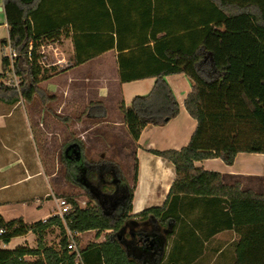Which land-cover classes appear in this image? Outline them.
I'll use <instances>...</instances> for the list:
<instances>
[{
    "label": "trees",
    "instance_id": "16d2710c",
    "mask_svg": "<svg viewBox=\"0 0 264 264\" xmlns=\"http://www.w3.org/2000/svg\"><path fill=\"white\" fill-rule=\"evenodd\" d=\"M3 1L9 37L1 41V46L4 50L10 44L16 53L14 73L21 82L20 91L1 83L11 70L10 60L3 57L1 103L14 105L21 98L31 102L36 95L43 103L55 99L39 88V84L46 79V70L40 65V51L45 43L58 40L71 26L73 66L82 65L116 48L119 51L121 83L156 78L150 94L135 97L124 110L125 125L135 142L145 127L165 126L179 114V103L165 80L170 75L184 74L191 81L192 91L185 100V108L197 121V129L190 143L181 151H151L173 164L176 170V179L162 207L132 215L138 182L136 164L134 184L131 188H121L123 200L113 212H106L100 204L82 209L73 197L66 198L71 210L65 220L71 231L79 234L96 231L97 236L106 231L112 232L104 243H91L81 250V261L77 262L76 255L68 249L69 241L59 217L53 216L32 225L25 224L21 219L5 222L0 217V230H4L0 243L8 245L14 238L28 233L37 238L35 249L27 246L14 250L0 249V264H152L132 258L124 245L125 236L122 235L121 241L118 239L133 218L153 220L163 228L171 226L168 238L176 235L168 258L154 264H182V260L190 264L195 257L188 255L195 248L196 241L184 239L181 232L189 231L193 235L196 230L201 231L199 225L189 219L190 212L197 207L211 209L214 206L219 209L223 219L214 235L233 226L241 233L247 227L248 242L242 239L239 249L248 248L253 252L263 247L264 197L242 192L240 184L226 186L219 173L204 171L195 163L218 158L231 166L238 154H264V100L256 102L246 93L241 82L229 80L230 66H218L210 58L205 45L213 24L243 15L253 16L256 26L263 30L257 68L264 79V0H155L156 19L155 26L150 20V37L146 35L142 41L130 43L122 39L117 29L119 22L121 24L117 10L119 0ZM149 3V14L153 17L154 0H149ZM70 6H74V17L68 14ZM149 14L146 10L142 18H147ZM144 58H149V62ZM106 115L107 109L103 104L92 103L89 106V117L105 118ZM90 166L89 179L92 181L106 170L121 178L119 167L113 162ZM66 177L75 183L69 172ZM121 182H125L123 177ZM53 227L61 230L58 247L49 246L45 240L47 232ZM142 239L147 241L148 246L163 244V239L156 232H142ZM77 243L79 245V238ZM184 248L190 249V253L182 259L179 255ZM238 254L236 264H264V257ZM27 257L32 260H27Z\"/></svg>",
    "mask_w": 264,
    "mask_h": 264
},
{
    "label": "crops",
    "instance_id": "0c3cea01",
    "mask_svg": "<svg viewBox=\"0 0 264 264\" xmlns=\"http://www.w3.org/2000/svg\"><path fill=\"white\" fill-rule=\"evenodd\" d=\"M133 2H137V4H133ZM155 6L154 0L152 17L149 14V0H119L117 10L121 24L119 22L117 29L119 33L121 32L124 41H127V43L139 42L146 35L150 37V20H153V26H155ZM73 8L74 6H70L68 10L69 16L72 17L75 13ZM146 10H148L149 16L142 18ZM243 17L244 22L242 23L240 18ZM247 17H250V19H247ZM253 20V16L243 15L217 22L212 25V31L205 44L207 51L210 53V58L218 66L228 64L230 66L228 79L241 82L245 86L248 95H250L249 90L253 82L258 86L260 85V90L262 89L261 86L264 85L262 83L264 79L257 68L263 30L255 24L261 34L254 35ZM72 36L73 30L69 26L64 35L48 46L51 47L56 58L54 66L60 67V73L51 80L63 78L67 80L66 85H60L52 90L51 94L57 100L53 103L54 109L51 110L56 116L73 118L68 124L71 130L84 128V141L88 139L100 144L102 141L108 140L105 144L102 143V148L107 146L113 148L118 145L121 146V150L124 152H129L126 150V146L129 147L130 155L128 157L134 161L135 165L138 164V182L132 202V215H138L147 209L162 207L166 203L170 189L176 179V170L173 164L152 154L151 151H181L190 143L197 129V121L191 117L185 108V100L192 91L191 81L184 74L165 77L179 103V114L165 126L145 127L139 140L135 142L125 125L124 110L131 105L135 97L150 94L156 83V78L121 83L118 65L119 51L116 48L82 65L73 66L74 46ZM8 37L9 27L4 1L0 0V66L4 57L1 41L8 39ZM254 37L257 43V61L255 65L251 63L250 59H247L246 54L248 48L253 44L252 41L254 42ZM151 47H153V43ZM235 54L240 55V60L236 59L237 57L235 58ZM68 57H70L72 64L65 71L62 66L68 61ZM143 60L149 62V58ZM263 100L256 98L255 101L261 103ZM78 103L83 104L85 108L92 103H101L106 107L107 115L105 118L88 117L78 122L73 116L77 111H71L72 108L78 106ZM112 109L114 110L112 111ZM46 112V109H3L0 106V217L5 222L21 219L25 224L32 225L39 221L48 220L53 216L52 213L55 208H58V203L56 199L47 198H50L54 193L68 194L67 190L72 182L65 178V185L54 181L56 174L47 168L44 160V150L42 151L41 148L37 147V144L49 135L47 124L44 121ZM57 120L55 122L58 128L65 126ZM29 163H33L34 168H31ZM67 165L68 172L76 183L75 170L68 161ZM135 165L131 166L130 164L129 168L126 169L128 179L134 178ZM195 166L207 172L219 173L222 183L226 186L232 187L240 184L242 192H250L264 197V154H238L231 166L226 165L218 158L196 162ZM13 188H15L14 191H12ZM52 201L55 206L50 204ZM12 204H21L40 213L45 210L46 206L48 207L46 213L42 214L35 222L29 223L23 213L18 214V216H11L8 209ZM186 208L190 211L189 207ZM190 213L189 219L195 221L201 230H196L193 235L189 231L181 232L184 239L192 238L196 241L195 248L191 250V253L190 249L184 248L179 255L182 259L189 253L188 256L195 257V260L190 264H236L238 253L244 254L245 257L254 255L264 257V245L253 252L248 248L239 249L242 239L248 242L249 232L247 227L241 228V233L233 226L214 235V231L223 219L219 215V209L214 206L211 209L197 207ZM215 213H217V216ZM131 223L138 224L142 229L141 231L145 233L156 232V235L163 239V244L154 246L152 243L148 246L149 250L146 254L144 246L140 243H131V241L125 239L124 244L128 253L136 251L134 255L133 252L129 253L130 256L140 262L148 261L152 264L158 263L162 258L166 260L172 252L175 239H177L176 235L169 238L167 236L171 226L170 228H163L153 220L140 221L136 219L131 220ZM127 228L128 226L126 230ZM56 230L61 232L59 227H53L47 232L46 243L47 236ZM91 232L94 237L84 244L82 237ZM86 233L80 234L79 237L81 250L91 243H104L107 240L106 236H109L112 232L106 231L100 236H97L96 231ZM31 234L33 233L21 237L26 240ZM17 238H14L8 245L1 243L2 247L0 249L14 250L19 246H27L22 244L24 240L22 243L14 244ZM29 248L33 249L32 247ZM26 259L32 260L30 257ZM181 263L187 264L183 260Z\"/></svg>",
    "mask_w": 264,
    "mask_h": 264
},
{
    "label": "rangeland",
    "instance_id": "374dc122",
    "mask_svg": "<svg viewBox=\"0 0 264 264\" xmlns=\"http://www.w3.org/2000/svg\"><path fill=\"white\" fill-rule=\"evenodd\" d=\"M247 19H250V17H247ZM241 22H244V17L240 18ZM252 27H253V33L254 35H260V30L257 29L255 26L254 20L252 22ZM252 45L250 48L247 50V59L251 60V63L255 65L257 61V43L254 37V42L252 41ZM45 48H44V56L46 59H43V65L42 67L46 70L45 77L46 79L43 80L39 84V88L44 91V93L48 97H54L55 99L53 101H49L46 103H43L42 100L38 95L34 96L31 102L25 101L23 98L20 99L19 102H17L14 105H7L3 104L0 102V106L3 107V109H46L47 112L45 113V119L44 121L47 124L48 127V134L47 138L44 140H41L38 144L37 147L41 148V150H44V160L45 164L50 171L54 172L56 174V178H54V181L60 182L61 185L64 184V180L67 179V173H68V165L66 158L64 156V150L67 147V145L74 143V142H79L82 146L83 153L85 160L88 165H100L103 162H113L115 163L120 170L121 178H117L119 181H121L122 177L124 178L125 182H121V185L116 189L113 190L112 192L109 193L108 189L103 190L100 188L98 184V176L92 181L93 187L96 188V191H102L106 194V201L103 204L104 210L106 212H113L115 209L118 207L119 203L123 200L122 197V192L121 188H125L124 186H127L131 188L134 184L133 178L128 179L126 177V169L129 168L130 164L131 166H134V161L128 157L130 155V149L129 147L126 146V150L129 152H124L121 150V146H116V147H111L107 146L106 148H102L103 144H105L107 141H102V143L97 144V142H94L92 140H86L84 141V134L85 130L84 128H80L77 130H71L69 127V122L73 120L71 117H59L54 114V112L51 109L53 108V103L57 100L55 96H52V90L55 87L58 86H64L67 84V80L65 78L60 79V80H51L54 76H56L58 73H60L59 66H54L56 63V58L54 56V52L51 50V47H48L52 43H45ZM6 54H9V49H5ZM240 55L235 54V58L240 60L239 58ZM71 61L70 57H68V61L65 62L62 66L63 70H67L69 67H71ZM0 73H2V65L0 66ZM259 75V74H258ZM7 77V76H6ZM9 79V83L11 84L12 88L16 87L17 90L20 91V79L19 77L13 78V77H7ZM264 83V82H262ZM252 87L249 90L250 96L252 97L253 100H258L264 99V85L261 86L260 90V85L258 86L255 82L252 83ZM260 90V93H259ZM71 104V103H70ZM77 105V104H76ZM88 109L89 107L85 108L83 104L78 103V106L75 107L74 109L72 108L71 111H77L76 114H73L75 119L80 122L84 120L85 118H88ZM114 109H112L113 111ZM32 116V115H31ZM56 118H59V122H61L63 125L60 128L56 125ZM67 118L69 119L68 121H64L63 119ZM57 120V121H58ZM99 135V134H97ZM108 139V138H107ZM111 142V141H109ZM101 145V146H100ZM121 161V163H120ZM31 168H34L33 163H29ZM65 178V179H64ZM69 181V180H68ZM71 182V181H70ZM70 188L67 190L68 194H57L54 193V195H51L50 198L47 199H59V198H67V197H73L77 203L79 204V207L82 209L85 208H93L98 205V201L96 200L97 197L96 195L94 196L93 193L90 192V190H86L81 183L75 184V183H70ZM15 188L12 189L14 191ZM96 197V199H95ZM50 204L55 206V203L52 201ZM46 206L42 211L40 212H35L34 210H31V208H27L24 205H17V204H12L8 211L10 212L11 216H18V214L23 213L26 216V220L29 223L35 222L40 216L44 213H46L47 210ZM58 211V208H55L54 212L52 213L53 215ZM137 218H133V220H136ZM103 234V233H102ZM94 235L93 233H86L83 237V243L85 244L89 239L93 238ZM108 236H106V239ZM24 239L22 237H19L15 239L14 244L22 243ZM61 240V232L59 230H56L49 234L47 236V244L49 246H54L57 247L60 243ZM125 240V239H124ZM127 241H131L129 237H126ZM23 245H27L29 247H32L35 249L37 247V238L34 234H31L29 237L24 240L22 243ZM80 238H79V246H80ZM0 247H2V244L0 243ZM133 251H130L129 253L131 254ZM136 254V251L133 252V255Z\"/></svg>",
    "mask_w": 264,
    "mask_h": 264
},
{
    "label": "flooded vegetation",
    "instance_id": "af4514ba",
    "mask_svg": "<svg viewBox=\"0 0 264 264\" xmlns=\"http://www.w3.org/2000/svg\"><path fill=\"white\" fill-rule=\"evenodd\" d=\"M74 143L79 145V150L81 152V158L80 159L74 153V149H70V147ZM74 143L67 145V147L64 150V156H65L66 160L72 165L73 169L75 170V181L78 184L81 183L83 185V187L86 190L87 189L90 190V192L93 193V195L95 194L97 197V199H96V197H95V199L98 201V204L103 206V204L106 201V195L102 191V189L103 190L108 189L109 191L111 189L116 190L121 185V181H119L116 178L115 173L106 170L102 174L98 175V179H99L98 184H99L100 188H102V189H100V191H96L97 189L93 187L92 181L89 179L91 166L88 165L86 160H85L82 146L79 142H74ZM104 199H105V201H104ZM141 230L142 229H140L138 224L130 222L128 224V228L124 234V236H125L124 239H126V237H129L131 240V243H136V244L140 243L142 246H144V248H145L144 251L147 254L149 247L147 245V241L142 239V232L143 231H141Z\"/></svg>",
    "mask_w": 264,
    "mask_h": 264
},
{
    "label": "built area",
    "instance_id": "2783aa9c",
    "mask_svg": "<svg viewBox=\"0 0 264 264\" xmlns=\"http://www.w3.org/2000/svg\"><path fill=\"white\" fill-rule=\"evenodd\" d=\"M44 48L45 46L42 47L41 51H40V55L42 56L41 57V61H40V65L42 66L43 65V59H46V57L44 56ZM5 49H9V54H6L4 53V57H7L9 60H10V63H11V66H10V72H8L7 74V77H15L17 78L16 74L14 73V59L16 57V53L12 50L10 44L4 48V52H5ZM32 50V47L31 49ZM29 56L32 57V54L31 52H29ZM6 78H3L1 80V83L5 84L6 86H11V84L9 83V79ZM16 88V87H14ZM57 203H58V211L53 215V216H56V217H59L62 221H63V225H64V228H65V231H66V237L69 241V244H68V249L76 255L75 257V260L77 262L81 261V248L79 247L78 243H77V238L80 237V234L77 233V232H73L69 229L68 225H67V222L65 220V217L69 214L70 210H71V204L67 201V199L65 198H59L57 199ZM52 216V217H53ZM46 221V220H45ZM44 221V222H45ZM4 233V230L1 229L0 230V235H2Z\"/></svg>",
    "mask_w": 264,
    "mask_h": 264
},
{
    "label": "water",
    "instance_id": "95a60500",
    "mask_svg": "<svg viewBox=\"0 0 264 264\" xmlns=\"http://www.w3.org/2000/svg\"><path fill=\"white\" fill-rule=\"evenodd\" d=\"M70 149H74V153L78 156L79 159L81 158V152H80V150H79V145H78V144H73V145L70 147ZM125 232H126V228L123 229L122 234L118 236L119 241L122 240V237H123L122 235H124ZM124 245H125V244H124Z\"/></svg>",
    "mask_w": 264,
    "mask_h": 264
}]
</instances>
